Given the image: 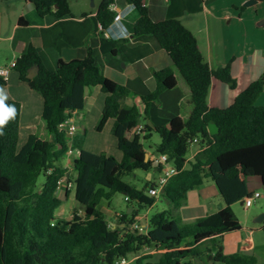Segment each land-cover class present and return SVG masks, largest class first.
<instances>
[{"label":"trees","instance_id":"1","mask_svg":"<svg viewBox=\"0 0 264 264\" xmlns=\"http://www.w3.org/2000/svg\"><path fill=\"white\" fill-rule=\"evenodd\" d=\"M26 1L39 17L50 15L60 20L72 16L67 0ZM113 1L102 0L97 10L96 20L102 32L112 22ZM127 2L139 15L133 25V37H154L172 63L171 67L153 72L155 89L141 97L144 106L141 113L134 106L121 107L120 100L130 92L101 74L89 46L84 58L58 60L54 70L42 65L32 45L15 59L12 70L42 99L45 138L30 135L17 148L21 106L16 101L5 100L15 108L16 114L0 135V264H118L120 259L132 257H137L134 264H196L192 260H198V264H257L253 255L222 252V234L239 228L228 203L217 212L183 226L172 218V212L183 204L189 191L207 180L215 181L213 169L228 180L241 175L259 178L264 184V106L255 105L257 97L264 92V74L240 92L229 107H209L207 97L213 79L235 88L229 63L211 69L195 37L180 20L153 22L140 1ZM18 23L27 25L23 19ZM33 66L38 67V72L29 79L27 72ZM174 73L189 88L185 100L188 113L164 126L145 123L150 104H159L158 96L175 86ZM5 84L6 79L0 76V88ZM88 87H99L104 94L103 108L94 128L100 132L108 120L114 121L110 134L122 154L119 161L104 152L84 150V131L69 139L58 129L60 123L83 109ZM133 129L137 130L127 138ZM154 135L158 138L153 145L154 154L165 155L176 174L167 179L159 193L169 209L150 216L146 232L138 233L129 226L139 213L155 203V198L146 194L154 183L144 182V187L138 189L124 182L123 177L160 171L161 166L155 167L151 159L145 158L143 149V142L150 141ZM193 145L198 150L188 161L187 153ZM69 146L78 152L73 161V185L74 200L81 214L74 211L66 221L57 219L55 211L62 204L56 186L67 175L62 161ZM40 176L43 183L36 190ZM115 194L126 197V205L132 211L121 212L112 226L97 207L101 201L110 204ZM205 241L208 247L200 251L198 245ZM150 250L164 252L141 255Z\"/></svg>","mask_w":264,"mask_h":264},{"label":"crops","instance_id":"2","mask_svg":"<svg viewBox=\"0 0 264 264\" xmlns=\"http://www.w3.org/2000/svg\"><path fill=\"white\" fill-rule=\"evenodd\" d=\"M101 1L67 0L72 16L60 20L50 15L39 17L33 6L26 0L0 1V68L7 67L13 60L24 54L29 45L36 49L42 65L48 70H54L58 60L67 62L84 58L86 46H89L101 74L130 92L129 96L120 100L121 107L134 106L141 113L144 107L141 97L155 89L153 72L171 67V60L154 37L149 35L133 37V25L139 15L134 6L130 7L132 4H129L127 0H114L112 4L114 11L121 12L123 15L119 25L127 34V38H116L119 31L114 27H111L105 35L96 20ZM138 1L147 9L153 22L167 19L180 20L195 37L198 49L211 69H217L229 63L235 88L230 89L227 84L213 79L207 97L209 107L219 109L229 107L240 92L264 74V2L244 7L243 4L248 0ZM19 19L26 21L27 25H19ZM173 79L175 86L158 96L159 104H150L148 120L145 123L164 126L171 119L184 117L188 113L185 100L188 98L189 88L177 73H174ZM0 89L6 93V100L16 101L21 106L18 141L25 142L33 134L45 138L41 122V97L30 90L26 83L21 82L18 73L12 69L8 73L5 86ZM84 94L83 109L73 115V122H76V124L74 122L75 134L85 132L83 143L85 150L89 135L97 132L94 127L103 108L104 94L99 87H88ZM182 104L184 108H181ZM255 105L264 106V92L257 97ZM113 123L112 119L108 120L98 134L110 133ZM136 130H131L127 138L130 139ZM109 143V148L102 147L99 153L104 152L118 161L121 160L122 154L116 149L114 138ZM143 149L146 152V159L158 156L153 151H147L144 147ZM197 150L195 148L191 151L187 156L188 161L193 158ZM76 156L77 153L65 154L62 161L63 167L73 172V161ZM213 171L215 181L207 180L201 186L189 191L183 204L172 212V218L179 226L193 224L217 212L227 203L231 208L235 202L239 201L242 204L245 194L260 193L259 190H262V182L259 178L238 175L228 180L223 173L216 169ZM161 175V171L153 170L136 172L131 176L134 181L140 182L142 176L145 182L152 181L155 184ZM67 180L66 175L63 182ZM71 191H74L73 180L69 190L57 191V196L62 203L72 201ZM190 196H193L191 201H189ZM257 199L259 201L254 207L251 205L248 208H241L244 212L242 218L236 216L239 228L222 234L221 242L223 254L253 255L257 264H261L264 262V222L254 223L253 219L264 213V196L260 193ZM73 201H75L74 195ZM123 202L126 205L124 198ZM104 203L105 207H101ZM97 208L112 226L117 223L116 219L121 212L132 211V208L127 205L123 211L113 210L105 201H101ZM78 213L81 214V211ZM147 213L146 208L133 220L143 227L144 233L150 217ZM55 217L64 219L56 215ZM129 229H131L130 226ZM198 247L200 251H204L208 247V242H202ZM162 252L164 251L150 250V254ZM208 257L207 260L210 261L211 258L208 259ZM192 261L199 263L198 260Z\"/></svg>","mask_w":264,"mask_h":264},{"label":"rangeland","instance_id":"3","mask_svg":"<svg viewBox=\"0 0 264 264\" xmlns=\"http://www.w3.org/2000/svg\"><path fill=\"white\" fill-rule=\"evenodd\" d=\"M75 122V121H74ZM76 124V122H75ZM78 127L80 128V125H78ZM210 129H211V132L214 133L215 132V128L213 125L210 126ZM91 133V132H90ZM110 141H113V138L112 136L110 135L109 132H104L103 134L99 135L98 132H95V133H91L88 137V140L86 142V151L88 152H91V153H99V150L100 148L102 147H105L106 149L109 148V145H110ZM158 142V138L157 136H153V138L150 139V141H144L143 142V147L147 150V151H153V145L156 144ZM24 144V142L22 140H19L18 141V144H17V148H21L22 145ZM195 145H193L189 152L187 153V156L190 155L191 151H193L195 149ZM139 173V172H138ZM75 177V174L74 172H71L70 169H67V182H70L72 184V180L74 179ZM123 181L128 183V184H132L134 186H136L138 189H141L142 187H144V179L143 177L141 176V179H140V182H137V180H133L132 179V176L129 175V176H124L123 177ZM156 182V181H155ZM43 183V177L40 176L38 179H37V182H36V187L35 189L36 190H39L41 185ZM259 192L261 193L262 196H264V191L262 190H259ZM259 193V194H260ZM73 195H74V191H71V200L70 202L66 203V202H63L61 204V206L55 211V215L59 218H71L74 214V211H80V208L78 206V204L73 201ZM193 195V194H191ZM195 195V194H194ZM191 198H189L191 201L192 200V197L193 196H190ZM220 199V198H219ZM259 199H256L255 202H253V207L258 203ZM105 203L102 204L101 207H105ZM125 203L123 202V196H121L120 194H115L111 201H110V207L111 209L113 210H124V207H125ZM242 204L238 201V202H235L233 205H232V210L233 212H235L236 216H238L240 219L242 218L243 216V211H242ZM101 209V208H100ZM169 209V205L166 201H164L163 199H161L159 196L155 197V203H154V206L150 207V208H147L148 210V216H152L153 214L155 213H158V212H162V211H165V210H168ZM102 210V209H101ZM144 211V210H143ZM141 255H156V254H150V251H144ZM134 257L130 258L129 260L127 261H130L128 264H134L133 262V259ZM214 264H220V263H214Z\"/></svg>","mask_w":264,"mask_h":264},{"label":"built area","instance_id":"4","mask_svg":"<svg viewBox=\"0 0 264 264\" xmlns=\"http://www.w3.org/2000/svg\"><path fill=\"white\" fill-rule=\"evenodd\" d=\"M130 7H133V5H130ZM110 10L114 12V16L112 19L111 24L109 25V27L107 29H105L103 31V33L105 35H107L109 29L111 27H114L116 29H118L119 34L116 36V38L118 39H126L127 38V34L121 30L120 28V20L122 19L123 15L121 12H115L114 11V7L113 5L110 6ZM15 66V60H13L7 67L4 68H0V76L3 79H6L8 76V73L11 69H13V67ZM58 129L63 131L65 133V135L70 139L76 131V126L73 122V116L70 117L69 119H67L66 121H64L63 123H60L58 125ZM78 153L76 150H73L70 146L68 148L67 151V155H73ZM153 165L156 166H161L160 171L162 172V175L156 180L155 184L153 187L149 188L147 191V194L149 197L155 198L159 195L163 185L165 184V182L167 181V179L169 177H171L172 175L176 174V170L171 167L169 164H167V157L165 155H158L156 158H152L151 159ZM72 187V184L70 182H63V179H61L56 186V191H60V190H64L67 191ZM64 188V189H63ZM259 197V193H251L250 196H247L243 199L242 202V206L244 208H248L252 205V203L255 201V199H257ZM124 201H127V198H124ZM130 228L137 231L138 233H144L143 232V227L138 223V222H133L130 225ZM137 257H134L132 260H136ZM130 261H127L125 259H120L118 264H128Z\"/></svg>","mask_w":264,"mask_h":264},{"label":"clouds","instance_id":"5","mask_svg":"<svg viewBox=\"0 0 264 264\" xmlns=\"http://www.w3.org/2000/svg\"><path fill=\"white\" fill-rule=\"evenodd\" d=\"M7 95L4 90L0 89V135L3 134V128L6 126L10 119H13L16 114L14 107L5 103Z\"/></svg>","mask_w":264,"mask_h":264},{"label":"water","instance_id":"6","mask_svg":"<svg viewBox=\"0 0 264 264\" xmlns=\"http://www.w3.org/2000/svg\"><path fill=\"white\" fill-rule=\"evenodd\" d=\"M257 1L256 0H248L246 1L243 6L244 7H250L254 4H256ZM38 72V67L37 66H33L31 67L28 72H27V78L31 79L33 78ZM262 191H264V184H262V187H261ZM253 222L254 223H262L264 222V213H261L259 214L257 217H255V219H253ZM211 256L208 257V259H210Z\"/></svg>","mask_w":264,"mask_h":264}]
</instances>
